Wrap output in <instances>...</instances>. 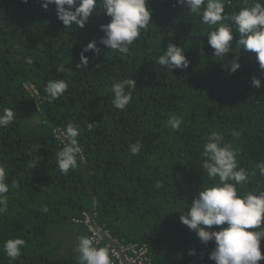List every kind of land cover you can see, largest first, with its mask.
Wrapping results in <instances>:
<instances>
[{"label":"trees","instance_id":"16d2710c","mask_svg":"<svg viewBox=\"0 0 264 264\" xmlns=\"http://www.w3.org/2000/svg\"><path fill=\"white\" fill-rule=\"evenodd\" d=\"M41 3L0 0V111L15 112L14 122L0 127V164L10 184L8 210L0 214V264H9L3 244L10 238L27 242L12 264H78L74 248L85 230L72 221L93 209L119 239L147 243L153 264H215L209 259L214 242L202 243L181 223L180 212L204 183H213L200 167L213 131L224 134L238 165L250 173L240 191L264 189L256 168L264 161V86L251 85L253 76L264 82V70L256 54L241 49V68L226 70L227 57L214 56L208 45L209 26L176 0H149L151 23L123 56L100 44V25L111 19L103 11L83 28H65L55 5L45 10ZM243 6L244 0H226L229 14ZM238 38L234 34L233 49ZM92 40L99 55L84 53L89 63L77 67ZM169 43L184 48L187 69L171 72L156 62ZM131 77L137 84L132 101L117 110L112 84ZM57 79L69 87L49 103L43 89ZM28 83L38 89L39 104ZM170 115L182 118L179 131L168 125ZM69 121L80 126L85 159L78 155V167L65 175L56 164L62 145L55 129ZM137 142L143 146L133 156L129 145Z\"/></svg>","mask_w":264,"mask_h":264},{"label":"clouds","instance_id":"9594fccd","mask_svg":"<svg viewBox=\"0 0 264 264\" xmlns=\"http://www.w3.org/2000/svg\"><path fill=\"white\" fill-rule=\"evenodd\" d=\"M27 3L28 0H23ZM176 4L186 6V9L201 18V23L211 29L207 33L208 45L214 49V56L227 61L224 68L235 73L241 68V49L256 54L259 66L264 70V0H244V6L232 13L226 12V0H176ZM49 5H55L57 18L65 28L76 26L83 28L89 18L98 10L103 11L110 21L100 25L104 35L100 44L111 51L119 52L121 56L130 51V45L137 40L141 31L151 23L153 10L149 0H42L41 6L47 10ZM234 34L239 38L236 48L231 47ZM92 51L99 55L101 49L95 40L90 41L80 53V64L77 67L86 68L89 58L84 53ZM184 48L169 43L156 62L172 72L173 69H187L189 61L184 55ZM231 59H228L229 55ZM31 64L32 58L26 57ZM63 65L57 67V72H63ZM251 85L256 88L264 86L261 79L253 76ZM69 84L63 79L49 80L43 89L49 103L64 95ZM137 87L134 79L127 78L112 84V104L117 110H124L132 101V91ZM15 120V112L10 108L0 111V127L7 128ZM182 118L170 115L168 125L174 131H179ZM94 125L88 123L89 129ZM62 148L56 154V164L61 173L68 174L78 167V155L83 151L78 137L81 135L79 124L69 121L63 130ZM238 135V133H233ZM142 143L130 144L133 156L140 153ZM237 151L231 143L224 142V134L211 132L203 144L200 167L205 170L213 183L202 185L198 196L194 197L190 207L181 211L180 221L189 230L194 231L202 243L214 242L215 247L209 254V259L215 264H258L264 260L261 251V239L264 238V189L241 192L239 185L248 181L250 173L238 165ZM38 162L32 167L36 168ZM259 176L264 177V161L256 165ZM255 175L256 173H251ZM8 172L0 164V214L8 210L10 190ZM218 177V180L216 178ZM156 187H160L157 181ZM11 187H16L12 181ZM49 211L47 206L42 208ZM219 227L218 230L214 226ZM250 229H255L252 231ZM102 236L97 232L94 236H80L74 248L78 264H113L110 250L106 246H98ZM27 246L22 238H10L3 244V251L9 259V264L19 260L23 249ZM189 255H195V249L189 250Z\"/></svg>","mask_w":264,"mask_h":264},{"label":"built area","instance_id":"2783aa9c","mask_svg":"<svg viewBox=\"0 0 264 264\" xmlns=\"http://www.w3.org/2000/svg\"><path fill=\"white\" fill-rule=\"evenodd\" d=\"M26 87L36 97L39 104L40 93L35 85L28 83ZM60 130L63 129L60 127L55 129V136L62 145L63 137L60 135ZM79 156L81 159H85L83 151ZM72 222L83 227L87 236H94L97 232L101 234L102 239L98 241V246L109 248L113 264H153L150 247L147 243L119 239L112 234L105 223L98 220L96 209L84 213L83 217L74 218Z\"/></svg>","mask_w":264,"mask_h":264},{"label":"crops","instance_id":"0c3cea01","mask_svg":"<svg viewBox=\"0 0 264 264\" xmlns=\"http://www.w3.org/2000/svg\"><path fill=\"white\" fill-rule=\"evenodd\" d=\"M79 233H81V232H79ZM84 235H86V233L83 232V235L82 236H84Z\"/></svg>","mask_w":264,"mask_h":264}]
</instances>
